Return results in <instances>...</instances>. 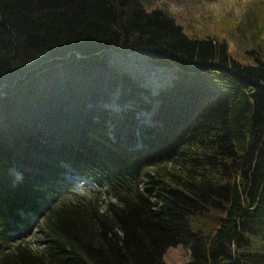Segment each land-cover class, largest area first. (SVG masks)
I'll list each match as a JSON object with an SVG mask.
<instances>
[{"label":"trees","instance_id":"1","mask_svg":"<svg viewBox=\"0 0 264 264\" xmlns=\"http://www.w3.org/2000/svg\"><path fill=\"white\" fill-rule=\"evenodd\" d=\"M252 6L228 32L244 61L222 32L189 35L141 0H0V264H164L178 244L184 264H264V0ZM135 50L176 67L172 83L152 93L109 58ZM69 166L109 198L69 190L46 208ZM35 222L42 246L10 243Z\"/></svg>","mask_w":264,"mask_h":264},{"label":"rangeland","instance_id":"2","mask_svg":"<svg viewBox=\"0 0 264 264\" xmlns=\"http://www.w3.org/2000/svg\"><path fill=\"white\" fill-rule=\"evenodd\" d=\"M144 6L151 10L152 8H162L171 15L175 16L184 26L189 35L201 34L207 27L210 30H218L227 35L230 42V51L232 55L244 60H253L246 50L248 49L247 40L243 35L235 32L233 39L228 34L231 25L237 18L244 19V14L248 7L254 6L262 0H141ZM252 6V7H253ZM258 13V11H256ZM262 14V13H261ZM263 17V16H262ZM112 63L117 67L119 72H127L132 77L139 79L145 86L150 87L152 93H157L164 89L168 84L172 83V79L176 76V67L174 66H159L155 65L152 61L151 55L146 51L135 50L124 54L122 51H114L109 55ZM112 107L120 110L115 101L112 102ZM148 118L149 115L147 114ZM78 173L71 171L67 168L63 179L58 180L53 184L61 194V198H49L45 202L46 208H53V206L66 199V193L69 190L75 191L81 195L89 197L91 190L103 192L100 193L101 199L107 200L108 194L104 192V188L100 187L91 179L84 181ZM80 175V174H79ZM78 180V181H77ZM81 181V182H79ZM38 220V219H37ZM22 226L21 229L13 230V241L10 243L18 242L20 240L30 241L32 246H42V241H39L35 236L37 230V223L34 225ZM189 250L182 244L170 246L164 254V264H184L188 259Z\"/></svg>","mask_w":264,"mask_h":264},{"label":"bare ground","instance_id":"3","mask_svg":"<svg viewBox=\"0 0 264 264\" xmlns=\"http://www.w3.org/2000/svg\"><path fill=\"white\" fill-rule=\"evenodd\" d=\"M69 168H72L71 166H69ZM75 176H77V175H75ZM78 181V180H77ZM79 182H81V181H79Z\"/></svg>","mask_w":264,"mask_h":264}]
</instances>
